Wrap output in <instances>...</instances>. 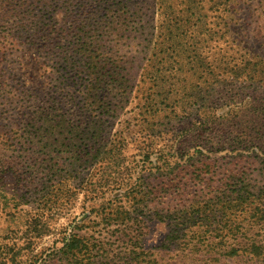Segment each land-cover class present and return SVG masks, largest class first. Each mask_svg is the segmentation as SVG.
I'll use <instances>...</instances> for the list:
<instances>
[{
    "label": "rangeland",
    "instance_id": "rangeland-1",
    "mask_svg": "<svg viewBox=\"0 0 264 264\" xmlns=\"http://www.w3.org/2000/svg\"><path fill=\"white\" fill-rule=\"evenodd\" d=\"M0 264H264V0H0Z\"/></svg>",
    "mask_w": 264,
    "mask_h": 264
},
{
    "label": "trees",
    "instance_id": "trees-1",
    "mask_svg": "<svg viewBox=\"0 0 264 264\" xmlns=\"http://www.w3.org/2000/svg\"><path fill=\"white\" fill-rule=\"evenodd\" d=\"M135 196V195H134ZM112 215H116V217L112 218V220L114 221H118L119 219H122V223L124 224L126 221H130L131 220V215L129 212L127 211H116L115 213H112ZM116 224V223H115ZM119 224V223H118ZM97 247V245L94 247V249ZM81 248V249H80ZM85 248L86 252L89 253V245L88 244H84L83 241L78 238V237H72L68 242H66L64 244V246L62 247L64 253H66L67 251L69 252H73V250L78 249L79 252L81 250H83ZM74 254V253H73Z\"/></svg>",
    "mask_w": 264,
    "mask_h": 264
}]
</instances>
